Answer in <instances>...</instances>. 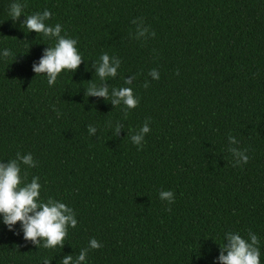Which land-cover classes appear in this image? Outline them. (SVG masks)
Returning a JSON list of instances; mask_svg holds the SVG:
<instances>
[{
    "label": "trees",
    "instance_id": "1",
    "mask_svg": "<svg viewBox=\"0 0 264 264\" xmlns=\"http://www.w3.org/2000/svg\"><path fill=\"white\" fill-rule=\"evenodd\" d=\"M14 2L26 5L24 16L50 11L46 24L78 41L84 62L75 73L51 87L35 77L33 64L56 41L28 33L24 16L14 22ZM134 19L155 36L137 40ZM5 49L0 162L31 153L37 166L27 182L38 177L40 200L65 203L78 223L63 248L44 249L0 217V264L75 260L93 238L102 247L84 264H218L226 233L247 239L249 230L264 264V0H0ZM104 53L121 61L110 95L135 77L139 104L127 118L110 99L85 96L89 82L103 83L92 65ZM145 121L138 150L130 136ZM232 147L247 150L249 162L233 167ZM161 191L175 203L161 201Z\"/></svg>",
    "mask_w": 264,
    "mask_h": 264
},
{
    "label": "clouds",
    "instance_id": "2",
    "mask_svg": "<svg viewBox=\"0 0 264 264\" xmlns=\"http://www.w3.org/2000/svg\"><path fill=\"white\" fill-rule=\"evenodd\" d=\"M26 5L14 2L10 5L9 15L12 20L18 21L23 15V9ZM52 13L44 10L42 13H36L24 16L23 26L28 33L35 32L47 39H54L56 42L53 46L47 47L40 58L38 64L34 63L32 70L35 77L45 75L47 83L53 86L57 78L62 72L75 73L80 65L84 62L81 54L77 49L78 41L72 38H66L61 35L62 26L56 24L51 26L46 21L51 19ZM133 24L137 25V40L155 36V32L149 33V28L145 27L142 20H133ZM4 58L10 57L12 53L5 49L0 53ZM121 61L118 57H110L104 53L100 57L99 63L92 65L95 69V76L103 83L97 86L95 83L89 82L90 86L85 90V96L103 98L105 101L110 99L113 108L122 107L124 117L127 118L130 111L135 109L139 100L134 95L133 88L130 85L135 80L134 76L124 80L128 87L113 88L111 95L109 94L108 79L115 78L120 68ZM87 70V69H86ZM179 75V72L176 73ZM153 80H159V72L155 69L148 73ZM145 88L149 87L146 80ZM111 126V123H110ZM124 130V125L116 122L113 135L119 136ZM150 132L148 121L130 136L131 142L137 146L138 150H142L145 135ZM88 133L94 136L97 128L89 125ZM229 143L236 145L238 141L235 137L229 135ZM235 163L233 167L249 162L247 150L240 151L236 147L229 148ZM22 166L24 168L22 174ZM37 164L33 160L31 153L21 155L16 154V158L9 160L7 163L0 162V217L3 218V224L9 231L14 230V226L20 224L23 232V239L30 242L36 248L44 249L63 248L65 239L68 236V229L76 228L77 219L72 208L65 203L49 198L46 202L40 200L41 185L38 177H33L31 182H27L28 168H34ZM161 201H167L168 204L175 203V196L172 191H161L159 193ZM171 211V208L167 209ZM19 235V233H17ZM260 240L258 236L249 230L248 238H243L239 233H226L225 243L219 245L220 254L218 256V264H261L260 261ZM102 247L95 238L89 241L88 248H84L79 252L78 257L73 260V255H66L60 261V264H84L89 249L98 250ZM43 264H51L47 259H43Z\"/></svg>",
    "mask_w": 264,
    "mask_h": 264
}]
</instances>
